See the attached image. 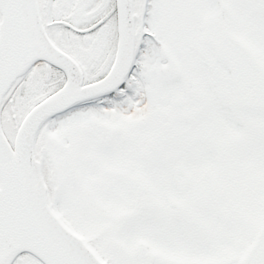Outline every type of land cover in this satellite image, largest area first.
<instances>
[{
  "label": "snow or ice",
  "instance_id": "1",
  "mask_svg": "<svg viewBox=\"0 0 264 264\" xmlns=\"http://www.w3.org/2000/svg\"><path fill=\"white\" fill-rule=\"evenodd\" d=\"M0 264H264V0H0Z\"/></svg>",
  "mask_w": 264,
  "mask_h": 264
}]
</instances>
